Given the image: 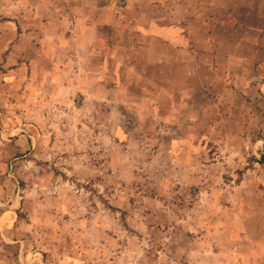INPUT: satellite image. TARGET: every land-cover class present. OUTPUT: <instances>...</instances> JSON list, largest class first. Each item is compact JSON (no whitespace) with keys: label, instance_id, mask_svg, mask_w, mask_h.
I'll list each match as a JSON object with an SVG mask.
<instances>
[{"label":"rangeland","instance_id":"rangeland-1","mask_svg":"<svg viewBox=\"0 0 264 264\" xmlns=\"http://www.w3.org/2000/svg\"><path fill=\"white\" fill-rule=\"evenodd\" d=\"M84 1L59 26L60 0H0V264H264V0L193 11L219 86L159 67L133 0Z\"/></svg>","mask_w":264,"mask_h":264},{"label":"crops","instance_id":"crops-1","mask_svg":"<svg viewBox=\"0 0 264 264\" xmlns=\"http://www.w3.org/2000/svg\"><path fill=\"white\" fill-rule=\"evenodd\" d=\"M68 0H60L61 5L58 7H53L54 13L50 15L47 21L51 23L55 22L57 25H64L69 23V21H76L79 25L86 23V1L76 0L75 3L66 2ZM225 1V2H224ZM224 3H226L224 5ZM69 4H73L76 10V16L71 17L67 13ZM91 7V3H88ZM229 4H234L231 6L232 9L239 10L241 6L238 5L236 0H133L132 7L135 11V17L138 19L136 24L143 30V33L149 32V35L158 39V48L157 57L159 67L166 69V62L174 59V71L178 73L188 72L190 76L198 75L202 71H212L214 74V86H219L224 82L221 72L225 70L224 66L221 65L223 59L225 58L222 54L226 53L225 51L219 49L214 51L212 48L217 46L214 43L213 34L210 33V26L214 22L213 13H210L211 17L194 15L192 16L193 11L198 12L201 10H213L219 9L220 11H225L226 6ZM89 7V8H90ZM38 14L41 10H46L47 6L39 5ZM230 8V6L228 7ZM151 11V12H149ZM161 11V12H159ZM172 11V12H171ZM185 11H189V15H186ZM53 12V11H52ZM230 11L227 15L217 17L215 21L216 25L219 26H228L230 22H238L241 20L239 17H232L229 19ZM156 19H153L156 17ZM42 19V17H41ZM73 19V20H72ZM43 20V19H42ZM52 20V21H51ZM143 23H140L142 22ZM228 20V21H227ZM40 21V18H37V22ZM136 26V25H135ZM196 37H199V43L195 44ZM47 47H49L47 45ZM220 48V47H219ZM71 55L67 50H53L48 49L37 50L35 55V60L33 64L34 68H44L50 67L53 65L58 69L64 70L68 59ZM167 59V60H166ZM192 78V77H190ZM193 85V84H192ZM196 86V85H194Z\"/></svg>","mask_w":264,"mask_h":264},{"label":"trees","instance_id":"trees-1","mask_svg":"<svg viewBox=\"0 0 264 264\" xmlns=\"http://www.w3.org/2000/svg\"><path fill=\"white\" fill-rule=\"evenodd\" d=\"M264 158V157H263Z\"/></svg>","mask_w":264,"mask_h":264}]
</instances>
